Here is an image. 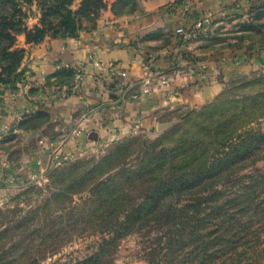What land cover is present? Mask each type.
I'll return each mask as SVG.
<instances>
[{"label":"trees","instance_id":"1","mask_svg":"<svg viewBox=\"0 0 264 264\" xmlns=\"http://www.w3.org/2000/svg\"><path fill=\"white\" fill-rule=\"evenodd\" d=\"M74 2L0 0V85L24 82V50L15 48L17 36L23 35L27 45H39L46 37L75 39L82 22L94 28L106 9L103 0H82L77 9ZM34 5L39 22L28 30L25 22ZM112 11L131 15L141 13V7L138 0H118ZM263 16L264 2L252 3L235 44L224 47L240 49L252 38L249 32L259 35ZM58 71L45 86L71 87L74 72ZM242 100L222 99L202 113L190 112L183 120L188 127L170 132L178 138H125L95 159L76 158L48 169L52 191L44 207L61 214L45 221L42 235L36 226L31 228L29 218L0 231V264H38L49 249L56 252L74 235L96 233L101 244L76 264H108L121 240L141 233L148 239V264H244L254 257L255 264H264V172L253 171L245 182L238 181L244 170L263 159L264 134L236 135L264 116V89ZM48 121L49 115L38 112L25 117L19 128L36 131ZM83 194L87 200L74 204L73 197ZM89 203L96 207L90 209Z\"/></svg>","mask_w":264,"mask_h":264},{"label":"crops","instance_id":"2","mask_svg":"<svg viewBox=\"0 0 264 264\" xmlns=\"http://www.w3.org/2000/svg\"><path fill=\"white\" fill-rule=\"evenodd\" d=\"M81 1L75 0L73 8ZM117 1L103 0L106 9L95 27L82 22L75 39L46 37L39 45H27L23 35L16 37L15 48L24 50L20 65L24 82L13 87L0 85V193L3 188L10 191L20 179L28 183L45 173L50 164L48 141L64 140L58 148L74 158L88 151L102 153L110 144L135 135L157 137L171 126L158 119L166 107L206 105L230 78L264 67V44L230 50L208 44L203 39L206 36L180 42L174 34L176 7L189 6L188 34L195 20L205 14H212L214 29L224 20L247 19L250 5L264 0H138L141 13L131 15L114 13L112 6ZM30 10L25 22L28 30L39 22L35 5ZM185 52L190 64L182 59ZM95 61L121 68L124 75L118 83L126 87L137 85L148 66L155 78L161 75L167 81L161 85L154 80L150 97L119 105L114 83L99 75ZM56 65L81 69L77 95L60 99L39 91L59 72ZM38 112L49 115L48 123L36 131L20 130L22 120ZM83 116L88 117L86 132L71 136ZM40 140L44 141L42 149Z\"/></svg>","mask_w":264,"mask_h":264},{"label":"rangeland","instance_id":"3","mask_svg":"<svg viewBox=\"0 0 264 264\" xmlns=\"http://www.w3.org/2000/svg\"><path fill=\"white\" fill-rule=\"evenodd\" d=\"M246 22V19L237 20L235 22L224 20L222 25L215 26L214 29L206 35V38L203 39L207 42H216L214 44H220V47L223 48L226 44H235V38L241 34L240 28ZM258 23L264 26V16L258 21ZM225 25L227 26L225 27ZM248 35L252 38L249 41H245L244 44L241 45V48L252 47L250 49H253L264 44V28L259 35L252 32H249ZM230 50L239 49L231 48ZM182 54V59L190 64V55L186 52ZM260 56H263L262 52ZM177 70H179V68ZM259 79L261 80L260 83L255 82V80ZM262 89H264V67L260 70L250 71V73L235 75L224 84L222 91L206 105L197 108L174 106L173 108L166 107L163 109L159 114L158 119L161 122L171 123V126L159 136L152 138L135 135L130 138H141L147 142H153L164 138H178L171 136L170 132L172 129L176 130L178 128L180 130L179 132L182 130L184 131L188 126L184 125L183 120L188 114H190V112L198 114L202 113L206 108L216 105L218 101L222 99H227L229 101H243L242 99L244 97L256 95V93ZM261 116L262 117H258L255 121L246 125L241 131L236 133V135L238 134V136L243 138H251L253 135L259 136L264 134V116ZM180 127H182V129ZM99 155H101V153L88 151L82 155V157L77 159L90 160L93 158L95 159ZM260 157L263 159L253 168L244 170L238 181L245 182V177L253 171L264 172V150H262ZM46 173L47 172L34 177L35 181L33 182L27 183L25 178L20 179L16 184L11 185V187H14L10 191L8 188H3L4 193H0V231L14 227L21 219L29 218L32 219L31 228L36 226L35 229L42 230L41 235L46 233L47 228L44 227L45 221L53 216L61 214L55 207H50L49 210H47L46 206L44 207L45 201L49 198V194L52 191L50 182L46 179ZM87 196V194H83L81 196L73 197L74 204L84 203L87 200ZM88 207L94 209L96 206L89 203ZM154 230V228L148 230V232H150L149 236H153L151 234H153ZM141 235L142 237L139 234H131L121 240L115 251L109 257L108 264H148L145 260L148 239L146 236L144 237L142 233ZM37 238L38 235L36 236V240ZM101 242L102 236L98 233L82 236L74 235V237L70 238L69 242L62 244L56 252L51 253L49 249L45 255L46 257L39 261L38 264H76L91 256V254L97 250ZM250 257L251 255L249 254L247 258ZM258 260H260V258H258ZM256 261V257H254L251 263L249 259H246V263L248 264H255Z\"/></svg>","mask_w":264,"mask_h":264},{"label":"built area","instance_id":"4","mask_svg":"<svg viewBox=\"0 0 264 264\" xmlns=\"http://www.w3.org/2000/svg\"><path fill=\"white\" fill-rule=\"evenodd\" d=\"M189 6L186 5L183 7L177 16V23L176 28L174 31L175 36L181 40V42H187L191 39L197 38L199 36L205 37L213 28V16L212 14H205L201 18H198L195 20L193 27H192V33H186L185 31V21L188 17L189 13ZM94 66L99 72L100 76H103L105 79H109L111 82L114 83V88L116 92L117 99L115 101L116 104H123L126 102H136L140 100L141 98H147L152 95V84L154 80H158V83L161 85L166 84V78L164 76H156V78L153 76L152 73V67L148 66L145 68L143 72V76L139 83L135 86H123L118 83L121 77L124 75V71H122L121 68H119L116 64L113 63H107L103 64L100 61H95ZM56 70L61 69H69L74 72V83L71 87L66 88H55L54 86L51 87H45L44 84L40 87L39 91L41 93H47L51 95L52 97L57 98H66L69 96H75L78 93L80 84L82 82V72L81 69L77 66L70 67L69 65H56ZM195 72L194 70L192 73ZM88 121L87 116H83L80 120V122L75 126L73 130H71L70 135L74 134H80L86 132V123ZM64 140H60L57 142L56 140L48 141L47 146L49 147L50 151V164L48 169L59 167L60 165L76 158L82 157V155L85 154V152L79 154L77 157H69L62 153L60 151V148L58 146H61ZM44 141L40 140L38 141V146L43 147ZM38 167H41V163H37ZM45 172H47V170ZM35 181V178L30 179L29 182Z\"/></svg>","mask_w":264,"mask_h":264}]
</instances>
